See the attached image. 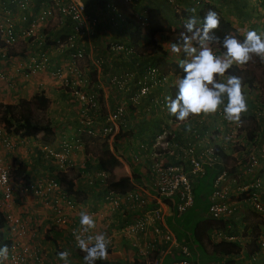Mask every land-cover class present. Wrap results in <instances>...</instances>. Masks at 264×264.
I'll return each instance as SVG.
<instances>
[{"label": "crops", "instance_id": "obj_1", "mask_svg": "<svg viewBox=\"0 0 264 264\" xmlns=\"http://www.w3.org/2000/svg\"><path fill=\"white\" fill-rule=\"evenodd\" d=\"M139 1H143L142 5L146 6V8H160L163 11L166 10L165 12H162V14L171 12V14L167 16V22H170V25L173 26L177 24L178 20L174 19L172 16L173 13H176L178 9L170 3L177 2L179 4L178 6L182 9L186 8V6L183 5L184 2H187V4L189 3V0H172L169 3L164 0H138V3H140ZM214 1L216 6L220 8L222 14H224L225 17L230 21L231 25H234L240 29V32L238 33L243 39L244 34L248 30H255L259 33L261 23L256 24V20L252 18H254L253 14L255 11H258L260 14L263 13V10L258 6H255V0H237L239 2L238 8L235 6L230 7V0ZM83 2L84 14L88 19L93 18L94 23L93 25H90V29L87 31V33H84L77 42V44L83 49V57L75 60H72L68 57L69 52L67 50L55 47L53 42L48 44H44L43 42L41 45L36 43V41H43L40 36H43V38L46 40L47 35H53L54 31L51 30L52 27H55L54 29H58V31H56L57 33H63L64 31L62 30H68L65 25L55 22L53 17L48 18V21L46 18H44V22H42L43 20H39L36 16L40 14L37 6H34L33 12H21L18 9L13 8L12 11L10 9L7 14H3V11L0 10L4 20H12L13 29L17 35V40H29V37H25L23 35V31L27 26L26 24L29 19V14L33 15V18L36 16L39 23L34 29L35 41L30 40L27 43L28 49H24L23 54L8 55L6 53L5 56H1L0 54V73L7 77L6 79L0 78V102L14 104L19 98L29 99L39 92H42L48 98V91L54 92L55 95L58 94V92L61 93L63 87L62 81L64 80L63 82L67 84L68 80H66V78L67 76H70L71 83L74 84L72 92L76 94L77 92L79 93V91L88 90L92 93H97L100 97L98 98L99 105L101 103V106L104 108L108 106L107 98L109 95L113 94L112 97L114 100L123 99L122 102L124 103L126 109L122 125L129 131V134L126 136L123 134H118V136L115 137L119 138L116 139L117 142H114V146L117 149V154L120 155V158L124 162L126 161L123 159V157H128L131 160L132 156L135 155H139L141 159L145 160V162L149 161V158L153 152L151 145L158 137L156 131L158 129H163L165 132H168V130H174L178 126V123L169 120V118L172 116L169 115L166 105L165 107L156 106L158 103L153 104L151 101L144 98H140L138 103H135V101L132 100V96L136 94L138 90L139 84L137 81L139 80L142 73V67L146 62H153L161 58L164 59L163 62L171 63L174 60L178 61L180 57H183V59H186V57L183 55L172 54L170 52L171 45L162 41L160 36H156L159 38L157 43L162 45L167 54L161 57L158 53L149 51L148 54L145 55H148L150 60H143L142 56L136 54V51L140 50L139 47L146 42V38L140 36L138 41H133L131 35L125 36L117 29L112 28L113 25L111 21L113 20V17L111 19L110 13L102 12V16L101 12L97 11L96 6L91 0H84ZM159 2H163L164 4ZM170 7L172 8L170 9ZM172 19L174 20L172 21ZM263 19L264 17H260L259 21L261 22ZM252 22L255 23V25L252 24ZM95 23L96 25L94 26ZM129 31H132V27L130 28L128 26L127 33ZM36 34L38 36H36ZM115 45H120L122 48L115 49ZM125 47H133L135 49V53H125ZM213 51L217 54H222L214 48ZM40 54L45 58L41 68L26 74L25 68L27 69L30 63L33 61H31V57H33L32 59H36V61L39 62ZM84 60H86L87 63H84ZM238 67L240 68V66ZM84 71H96L94 72L97 77L96 81L94 83L91 82L92 84L88 85V75L87 72ZM227 76L228 75H225V78ZM113 77L116 78V81L112 80ZM178 80L179 78L177 76L172 77L171 84L177 85ZM253 90L255 93L256 89ZM250 91V95L245 96L249 111L248 113H250V109L253 108L255 104L254 100L256 99L255 97L253 98L252 89H248V92ZM148 93L153 97L166 95L164 87L152 85H150V90ZM168 94H170V92ZM125 97H127L128 100H126ZM119 102H121V100H119ZM128 103H131L130 105H134L133 107L136 108L129 111ZM242 116L244 115L242 114ZM242 116L241 118H243ZM202 117L205 119L206 127L209 130L211 123L217 124L220 128L219 129L217 125L214 126V128L217 129V133L219 132L221 134L217 140L225 138V134L230 128H232L231 126L233 123H235L226 121V119L221 120V116L213 117L212 114L202 115ZM258 118L259 116L257 115L254 117V120H257ZM242 121V119L239 121L240 125L243 124ZM255 125L257 126L256 131L254 132L251 139H249L248 136L240 134L241 129H238L239 134L237 135V140L239 142L238 144L240 145V148H238L237 145L232 149H226L225 153L230 155L231 158H234L236 160L235 164H237L247 153H251V151L254 152L256 161L254 163L252 178L254 179L255 177H258L261 182L262 187L258 191V197L264 204V115L261 116L260 120L257 121ZM202 132L203 130H201V133ZM75 135L76 133H70L64 135V137L69 138V136H71L73 140L76 137ZM125 145L128 146L126 147ZM82 146L79 148L81 151L76 150L79 151L76 154V159H78L77 161L79 163L78 168L80 169H78V175H80V171L83 173L87 171V175H80V178H76V176L72 178L74 187L78 190H81V192L84 194L85 192L87 193L84 197L85 199L83 198L82 202L79 201L75 210L70 213V219H72L70 221L74 222L73 220H76L79 222L81 212H86L93 217L96 222V228L92 230V233H104L109 240V252L107 258L108 264H134L135 262L138 264H150L151 255L148 257L146 256L147 254H140L141 246L144 244L146 239H149V235H138L136 237L138 238V241H136L134 237L125 236L123 233H120V228L122 225L128 223L129 221L130 211L127 208V205L119 203L117 207H112L110 201L104 200V191L99 183L97 182V184L92 183V185H89L88 181L85 180V178L88 179V177H91L93 181L96 180L97 177H95L94 172H96L97 169L95 168V162L91 163V159L85 156L83 157ZM109 148L112 151L111 147ZM87 161H90L88 162L89 164ZM139 163L140 161L138 163L132 164L135 165L133 167H136L140 172H142ZM88 172L90 173L89 175ZM18 191L20 192L19 201L22 203V205L20 204V207L16 208L17 212L14 211V207H12V205L8 208V210L12 213L15 212L14 214L20 215L19 217H22L23 219H33L30 223H26L25 220H21L24 229L22 234H26L24 232L25 230L28 231L27 229L35 230L38 229V226L41 227L46 225L45 227H42V230H45L44 233L51 236L52 240H54L56 243L48 244L47 241L43 240V237H40L42 240L40 243L43 247H47L49 253L51 254L50 258H55L51 250L56 251V246L60 252L68 251L69 255L72 253L75 254V250H73V244L70 241V237L66 233L67 229H61V227L52 225L51 208L49 206L47 208H40L39 206L34 207V205H31V202L28 203V196H31V191L26 190L25 188L19 189ZM152 193L153 192L151 191L150 193L148 192L150 198L153 196ZM232 201L237 202L239 207L236 209V218L231 217V220L227 224L233 228H237L238 223H244L243 216L246 214L243 213V208L245 205H241V202H238L236 199ZM159 202L160 199L155 198L154 196V198L151 199L149 205H151V207L156 205L164 212L162 223L169 230V232H171L174 238L173 243L164 244L161 246L159 258L157 259L159 264H170L173 259L184 258V256L190 258L193 253L194 258L192 257L190 260H193L197 264H224V261H230L231 264H250L245 253H238L235 256L230 255L225 257L224 255L213 254L210 252L212 244L224 239L222 235L232 234L230 232L231 228H214L206 232L202 235V246L195 242L194 236L191 234V226L198 219L202 222L206 220H213L208 216V208H205L206 211L204 210L202 213L201 211H198L200 210L199 207L193 209L197 212V214L199 213L200 218H192L193 222L190 223L191 226L188 229L187 237H180L178 239L174 230H172V228L175 226L174 219L176 217L177 219L180 218L183 212L189 210L193 206V198L190 205L180 213L174 209L172 204L170 205L171 207H167V205H163ZM23 203H26L27 206L29 204V206L27 207L26 205H23ZM20 210L25 211L26 214L21 215ZM167 219L170 220L171 225L168 224ZM258 225L264 229V222H260ZM16 228L18 227L13 226L8 232L3 230L1 231L6 236L8 233L13 234V242L19 241L17 239L19 237V239H24L26 242L31 244L32 242L29 241L30 236L18 234ZM218 232L220 235L216 234ZM31 235L33 236V231L31 232ZM133 241H135L136 244L138 243V246H132L131 243ZM234 241L237 242V240ZM182 246L185 247L187 255L182 254L180 251ZM258 257H260L261 264H264V251ZM79 260H81L80 257H76V259H73L72 261L70 258H68L69 263L71 261L74 263L78 262L79 264H84L82 260ZM56 263L58 264V261H56Z\"/></svg>", "mask_w": 264, "mask_h": 264}, {"label": "built area", "instance_id": "obj_2", "mask_svg": "<svg viewBox=\"0 0 264 264\" xmlns=\"http://www.w3.org/2000/svg\"><path fill=\"white\" fill-rule=\"evenodd\" d=\"M83 1L84 0H0V10L3 11V14H7V12H9L10 9L12 11L13 8L21 12H33L34 6H37L40 14L36 16L39 20H43L42 22H44V18L48 20V18L53 17L55 22L63 24L68 28V30H64L63 33L58 34L59 36L53 37V45L59 49L67 50L69 52L68 57L75 60L83 57V49L77 42L84 33H87L90 29V25L94 23L93 18L88 19L84 14ZM91 1L96 7H101L103 11L111 12L115 11L117 8L115 0ZM123 1L131 2L132 0ZM164 1L169 3L172 0ZM32 16L33 15L29 14V19L23 31V35L29 37V40L31 37V40L35 41L34 29L39 23L36 16L34 18ZM16 40L17 35L14 32L12 20H4L0 11V42L3 43L0 46L1 56L6 55L7 47L13 45ZM43 42L44 41H36L39 45L43 44ZM114 48L121 49L122 47L120 45H115ZM124 52L134 53V50L131 47H125ZM32 58L33 57H31V61H33L27 69L25 68L26 74L41 68L45 61V58L42 57L41 54L39 62ZM153 71L156 70L154 68L147 69L144 74L140 76L137 81L139 84L138 92L132 96V100L135 101V98L139 95H144L148 91V80L158 83L153 75ZM0 78L6 79L7 77L0 73ZM112 80L116 81V78L113 77ZM98 97L99 95L97 93L92 92L87 96L86 111L89 112V115L85 117L84 120V123L88 124L86 130L87 136L106 137L107 135H113L115 138L117 132L123 126L122 121L126 107L123 102H119L114 105L111 110L106 112L104 117H101L99 114L100 107ZM81 98H83L82 95ZM220 116L221 120L225 119L223 112H220ZM200 121L201 120H199L198 123ZM231 127L232 128L225 134V138L220 139V146L223 149L227 148V146H234L237 142L238 129L241 128V125L239 122H235ZM216 130L215 128L213 132L204 130L203 133H199L197 128H192L190 137L193 138V142L187 140L182 144L177 143L178 147H176V150L179 156H176L174 161L168 162L162 157V154H160L161 152H152L149 158L150 165L148 166L151 173L150 179L153 189V196L151 198L148 194L150 191L147 188V184L142 178L141 183H135L134 181L132 187L128 191L124 193H114L104 186L105 173L101 170L94 173L95 177L99 178V185L103 188V198L113 203L115 207H117L119 203L126 204L130 211L129 221L122 225L120 233H123L125 236H132L136 241H138V238H136L138 235H149V239H146L142 245L144 247L141 246L140 254L151 253L156 249L158 254L150 260V264H159L157 259L159 258L161 246L173 243L174 238L171 232H169L162 223L164 212L156 205L151 207L149 203L155 196V198L160 199L159 203L167 205V207H171L170 205L172 204L178 213L184 211L190 205L193 198L191 190L192 179L201 175L205 167L221 164L220 157L215 154L214 151L215 139L221 136ZM157 139H159V136ZM82 144V139L80 137L74 138L73 148L75 150H79ZM156 144H158V142H154L151 147L153 148ZM162 144L164 145V149L169 148H167L166 142H162ZM140 158L139 155L132 156L131 163L138 162ZM55 159L57 162L55 165V174L57 172L67 173V170L73 167L72 161H70L65 154ZM255 160L254 153H249L247 160L239 164L233 173L228 171L230 166L221 165L222 169L216 174L212 183V191L208 196L209 206L207 213L210 219H229L236 210V206L232 202V195L237 196L244 192H247L245 201L251 206V209L258 213L260 217L264 218V205L259 201L258 194L254 190V188L258 187L259 182L257 179L250 183L246 180L247 176L252 172ZM142 171H144V168ZM91 179V177L87 179L88 183H91ZM43 185L44 187L39 184L34 185L33 193L40 198H45L49 192H52L53 197L48 200V204L52 210V225L67 229V235L70 237L74 248H78L73 231L80 230V225L76 220H73L74 222L70 221L72 220L70 219V213L75 210L79 202L65 195V192L59 187L55 175L46 180ZM12 190V182L8 171L0 167V211L4 219V225L1 230L8 232L13 226H17V232L21 234L24 230L22 221L19 217L9 213L8 210L12 202ZM164 199H166V201ZM224 227L226 229L231 228L230 232L232 234L222 235L223 238L225 240H237L241 247L239 253H245L246 245L252 231L249 228H244L245 226L243 223L238 224L237 228H233L226 222ZM216 234L220 235L219 232ZM255 242L257 244V250L250 253L247 256V260L250 264H261L258 254L264 251V229L259 230L256 234ZM131 245L138 246V243L136 244V242L133 241ZM8 249V258L4 264H23L29 249L12 240ZM180 251L182 254L187 255L184 246L180 248ZM170 264L197 263L187 258H179L173 259Z\"/></svg>", "mask_w": 264, "mask_h": 264}, {"label": "trees", "instance_id": "obj_3", "mask_svg": "<svg viewBox=\"0 0 264 264\" xmlns=\"http://www.w3.org/2000/svg\"><path fill=\"white\" fill-rule=\"evenodd\" d=\"M188 1V0H187ZM233 3L231 6H234V0H232ZM262 1V0H261ZM140 2V1H139ZM143 2V1H142ZM142 2L138 3V0H132L131 2H126L123 0H115L116 3V10L115 11H103L101 10V7H96L97 11L101 12V15L103 16L102 12L110 13L111 19L113 17L118 20L120 24H125L132 27V31H129L126 36L131 35L133 38V41H136L140 36L146 38V42L142 44L139 49L140 53L136 51L137 55L142 56L143 60L148 61L150 60L148 55L149 51L158 53L161 57L165 56L167 54L166 50L162 47L160 43H157L155 36H160L161 40L164 42H167L168 44L172 43H179L180 42V34L184 31V23L189 18V14H195L194 16L197 17L198 20V26L200 23H202L204 16L209 10H213L218 13L220 18V26L217 30H215V35L218 36L221 41L226 35H231L236 37L239 40H243L242 36L238 34V31L235 27H233L230 23V21L225 17L224 14H222L220 8L216 6L214 3V0H189L187 2H184L183 4L186 6V8L181 9L180 14L176 12L177 16V24L175 26L170 25V22H167V16L165 17V14H162V12H165L161 10L160 8H145V6L142 5ZM231 2V0H230ZM141 7H140V6ZM192 5V6H191ZM191 6V7H189ZM99 8V9H98ZM195 9V12H192L191 10ZM156 16L158 18V21L155 23H152L150 21L151 16ZM97 18V17H96ZM97 23V22H96ZM94 24V26L96 25ZM3 43L0 42V46ZM213 48L218 50L219 53H222L224 50L220 45H213ZM135 53V51H134ZM10 55H14L13 52L8 53ZM145 56V57H144ZM156 59V58H155ZM183 59V57H180L178 61L171 62L169 66H160L164 59H158L153 62H146L141 70V75L144 74L146 68L150 69L148 67H153L156 71H153V75L158 83L155 81H150L149 83H154V86H160L165 88L166 95L153 97L151 94H149L150 86H148V91L144 95H139L137 98H135V103H138L140 98L148 99L153 104H157L156 106L165 107L166 105V97L172 96L174 97L176 92L178 91L177 85L171 84V78L174 76H177L179 79L184 75L181 68H179L178 64L179 61ZM241 72V70L237 66H232L228 72L225 75H235L238 76V74ZM140 75V76H141ZM251 77L249 75H244L243 81L247 82L248 85L250 84ZM247 85V86H248ZM168 93H167V91ZM138 92V91H137ZM136 92V93H137ZM100 98V97H98ZM126 100H128L127 97H125ZM49 103V99L42 93L39 92L35 94L32 98L25 99V98H19L16 103L9 104V103H0V127L4 130L5 133L9 134L13 132L14 134H17L19 137H31L34 140H38L41 143L47 144L46 142L52 141V138L54 136L53 127L51 123L46 120L43 121L41 119H37L34 116L33 110H39L44 111L46 110ZM131 103H128V109L129 111L134 110V108L130 105ZM264 104V103H263ZM261 111L257 112V115L259 118L254 120V115H250L254 121V127H257L255 124L257 121L260 120L262 110L264 112V105H262ZM254 107V106H253ZM260 109V108H259ZM216 116V115H215ZM213 116V117H215ZM244 118V117H243ZM170 121H174L178 123V126L174 130H168V132L163 129H158L156 132L157 136H159V139H155L153 142H158V144L154 145L153 151L155 152H161L162 157L165 158L168 162L174 161L176 156H179L176 150V147H178L177 143H184L187 140L193 142V138L190 137L191 129L197 128V131L201 133V130L206 129V121L201 116L197 117H190L186 121H178L175 117H170ZM201 120L199 123L198 121ZM254 129V128H253ZM256 129V128H255ZM254 130L248 129V138L251 139L253 137ZM239 134V133H238ZM237 134V135H238ZM121 135V133L119 134ZM162 142L167 143V148L164 149V145ZM174 143V144H173ZM229 143V142H228ZM173 144V145H172ZM171 147H170V146ZM215 154L219 155V157L223 161H227L229 158V155L225 154L221 147H214ZM181 154V153H179ZM123 159L128 163V166H130V174L126 173H115V168L120 167L121 162L119 158L110 150L108 143L103 140V142L100 144V153L97 155V170L96 171H103L105 173L104 183L108 189H110L114 193H124L128 191L133 184V181L140 182L141 178L144 179L145 183L147 184V188L153 192L152 189V181H151V173L148 168L150 165V161L145 162L144 171L140 172L136 167L132 166L131 160L128 157H123ZM222 164H216L212 167H205L204 172L199 175L196 178H193L191 181V190L193 194V206L183 212L181 214L180 218L177 219V217L174 219L175 226L172 228L174 230L176 237L179 239L180 237H187L188 229L191 226L190 223L193 222L192 218H200L199 213L197 214L196 211H194V208H198L204 212L205 208L207 209L209 206V198L212 191V183L216 176V174L222 169ZM25 168L24 163H21L18 165L14 170H12L11 178L13 179L16 175H19L21 171H23ZM235 170H230V173H233ZM95 173V172H94ZM26 176L25 174L23 175ZM57 178V182L59 184V187L61 190L65 192V195L67 197H71L74 201L79 202L85 197V194L81 192V190H78L74 188V182L73 178L70 177V175L66 172H57L55 174ZM76 178H78L80 175L78 173H75ZM80 178V177H79ZM93 184L99 183V178L97 177L96 180L93 181L91 179ZM147 181V182H146ZM240 195V194H239ZM242 196H245L244 193H242ZM166 201V199H164ZM207 206V207H206ZM250 210V209H249ZM206 211V210H205ZM251 211V210H250ZM252 212V211H251ZM200 213V215H201ZM231 220V217L227 220L220 219V220H206L204 222L200 221L199 219L196 220L195 223L192 224L191 228V234H193L195 242L198 245L202 244V235L206 232L214 229V228H223L225 226V223L229 222ZM168 224L171 225L170 220H168ZM4 225V219L2 216V212L0 211V247H3L4 245H7L8 248L11 245V240L5 237V234L1 231V228ZM225 228V227H224ZM251 231L254 234H251L249 237V241L246 245V251L245 255L248 256L253 251L257 250V244L255 242L256 239V233L257 231L255 228L251 227ZM238 242V241H237ZM234 240H220L214 244L211 245L210 252L213 254H219L226 256H235L239 253L241 247L239 246V242L237 243ZM76 254L83 260V256L85 255L79 248H75ZM109 252V248H108ZM257 253V252H256ZM158 254V251H152L151 253H147V256L151 255L152 260L155 255ZM260 256V254H258ZM260 259V257H258ZM96 264H108V260L103 261H97ZM138 264V263H134ZM140 264V263H139ZM224 264H231L230 261L226 262L224 261Z\"/></svg>", "mask_w": 264, "mask_h": 264}, {"label": "rangeland", "instance_id": "obj_4", "mask_svg": "<svg viewBox=\"0 0 264 264\" xmlns=\"http://www.w3.org/2000/svg\"><path fill=\"white\" fill-rule=\"evenodd\" d=\"M234 1H235L234 6L236 8H238L239 2L237 0H234ZM255 1H257L260 4L261 9L264 8L263 7L264 6V0L262 1L263 3L261 2V0L260 1L255 0ZM159 3L164 4L163 2H159ZM230 3L232 5L233 1L231 0ZM258 3H256V4H258ZM170 4L174 5L178 9L177 12L180 14V11L182 8L178 6L179 4L177 2L170 3ZM145 8H146V6H145ZM171 8L172 7H170V9ZM170 14H171V12H167L165 14V17L170 15ZM174 14L178 15L177 13H174ZM194 15L195 14H193V13L189 14V17L194 16ZM253 15H254V18H252V19L256 20V24H258V23H260L259 17L264 15V10H263V13H260V16L257 14H253ZM257 16H258V18H257ZM172 17L177 20V16L173 15ZM174 19H172V21ZM150 21L152 23H155L158 21V18L153 15V16H151ZM111 23L113 25L112 28L117 29L121 34L126 36L127 27H128L127 25L120 24L116 18H114L111 21ZM252 24L255 25V23H253V22H252ZM234 27H236V26H234ZM54 28L55 27H52V29H51L52 31H54V34L53 35H47L46 40L43 38V36H40L41 39L44 41V44H48V43L53 42V37L57 36L58 34H61V32L57 33L56 31H58V29H54ZM237 30H238V32H240L239 28H237ZM62 31H64V30H62ZM50 34H51V32H50ZM36 36H38V35L36 34ZM138 39L136 41H138ZM30 40H31V37H30ZM30 40H28V41L27 40L24 41L23 39L16 40V42H14L13 45H10L9 47H7L6 53L8 54V53L13 52L15 55L16 54H23L24 49L25 50H26V48L28 49L27 43ZM157 40H159L158 37H156V41ZM138 52L140 53V50H137V53ZM116 53H118V52H116ZM129 54H132V53H129ZM8 55H10V54H8ZM72 62H74V61H72ZM84 63H87L86 60H84ZM167 65L169 66L171 64L168 62H163L160 66H167ZM148 68L151 69L153 67H148ZM240 69L242 70L240 72V74L243 77L239 76V78L243 82L244 95L245 96L250 95V93H251V91L248 92L246 84L243 81L244 75L250 73L251 83L253 85V88L254 87L258 88V90H256L255 93L253 92L254 90L252 89L253 98L254 97L256 98L254 100L255 101L254 107L250 109V113H248L249 111H247L246 113L243 114L244 116H242L244 118H241L243 120L242 121L243 124L241 125V128H240L241 129L240 134L245 135V136H249L248 135V129L254 130L252 132V134H254V132L256 131V129H255L256 127H254V121L250 115H254V117H256L257 116L256 113L260 112L261 107H263L262 105H264L263 104L264 103V63H262L258 57H253V59L248 64H246L244 66H240ZM146 70H147V68H146ZM84 72H87V75H88V82H87L88 85H90L96 81L97 77L94 74V72H96V71H84ZM66 80H68L67 84H65V82H63L64 80L62 81V86L64 88L61 86L62 87L61 93L58 92V94L55 95L54 92L48 91L49 103H48L46 110H44V111H39V110H35V109L33 110L34 116L37 119H41L43 121L48 120L51 123V125L53 127V132H54V136L52 138V141L46 142L47 144H44L38 140L32 139L31 137H19L17 134H14L13 132L7 134L0 127V167H3L5 170L8 171L9 177H10L11 182H12L13 190H12L11 205H12V207H14L13 208L14 211H16V208L20 207V204L22 205V203L19 201L20 192L18 191L19 189H22V188H25L26 190L31 191V196H28V203L31 202V205H34V207L39 206L40 208H47L49 206L48 200L52 199V197H53L52 192H49L45 198L44 197L40 198L39 196H37L33 193V189H34V185H38V184L40 186L44 187L43 182L54 177L55 171H56L55 165L57 164L56 159H55L56 157H58L62 154H65L66 157L70 161H72L73 167L69 168L67 170V173L70 175V177H75V173H78V169H79L78 164L79 163L77 161L78 159H76V154H77V152L81 151V149L79 151H76L73 148V140L74 139L72 140L71 136H69V138H65L64 135H66V134L76 133L75 136L80 137L82 139V143H83L82 155H83V157L85 156V157H88L89 159H91L92 160L91 163L95 162V166H96L95 168L96 169H97V165H98L96 157L100 153V144L103 142V140H105V142L109 144V147H111L112 152L117 156V158H119V160L121 162V164H120L121 166L115 168V170H114L115 173L116 174L126 173L128 175L130 174V170H131L130 166H128V163L122 161V159L120 158V155L117 154L116 147L114 146V142L115 141L117 142L116 139H119V138H114L113 135H107L106 137L87 136L88 134L86 133V130H87L88 124H85L84 120H85V117H87L89 115V112L86 111V108H87L86 105H87V99H88L87 96H89V93H91V92L88 90H82V91H79V93L77 92L75 94L74 92H72V89L74 88V84L71 83V77L67 76ZM70 83H71V85H70ZM80 94L82 95L83 98H81ZM94 95H96V94H94ZM112 95H109V97L107 98L108 106L106 108L102 107L101 103H100L99 114L101 117H104L106 115V112L111 110V108H113V106L116 105L119 102V100H121V102L123 101V99L114 100ZM110 102H111V104H110ZM54 105H55V107H54ZM261 115H264L263 110H262ZM120 133L126 136L127 134H129V131L124 126H122L120 128V130L117 132L116 137ZM236 143L237 144L235 146L238 145L237 147L240 148V145L238 144L239 142H236ZM63 144L69 146L70 148L63 145ZM125 146L127 147L128 145H125ZM84 160H86V159H84ZM139 161H140V166H141L140 169L143 170V168L145 167V160L140 158L138 160V162ZM88 162H90V161H87V163ZM138 162H135V163H138ZM21 163H24V166H25L24 170L21 171L19 175H16L12 179L11 178L12 170H14ZM132 166H135V165L132 164ZM96 169H93V170H96ZM85 173H83V172L81 173V171H80V175H83V176L87 175V171ZM24 174L26 175L25 177L23 176ZM89 174L90 173L88 172V175ZM89 178L90 177H88V179ZM85 180H87V178H85ZM89 185H92V182L89 183ZM86 193L87 192H85V196H86ZM240 198L241 197H239V196L233 197V200H235V199L239 200ZM82 200H80V202H82ZM23 205L27 206L26 203H23ZM111 205H112V207H115L113 203H111ZM244 205H245V207L243 208V213L246 214L245 221L246 222L258 221V218H257L258 216L249 210L248 204L244 203ZM28 206H29V204H28ZM238 207L239 206H237V208ZM9 213H11L14 216L17 215L16 217L20 216L18 214H14L15 212L12 213L11 211H9ZM20 214L24 215V214H26V212L22 210L20 212ZM235 216H237V213L235 214ZM19 218H21L20 220H25L26 223H30L33 220L32 218H28V220H26L25 218L23 219L22 217H19ZM45 226H41V227L38 226L37 227L38 229H35V230L34 229H27L28 231L25 230V232H24L26 234L21 233L24 236L25 235L30 236L29 241L32 242L31 244L26 242L24 239H19V237L17 238L19 240V241H17L19 243V245L26 246L29 249L27 256H26V259L23 262V264H57L56 261H58V264H64V261H61L58 259V253L60 251L58 250L57 246L55 247L56 251L51 250L52 254L55 256V258L51 259L50 258L51 254L49 253V250L47 249V247H43L42 244L40 243V242H42L40 237H43V240L47 241L48 244L56 243L54 240H52L51 236L44 233L45 230H42V227H45ZM61 229H65V228H61ZM32 231H33V236L31 235ZM7 237L12 240V238L14 236H13V234L8 233ZM73 250H75L74 246H73ZM76 257H79V256H78V254H76V250H75V254L72 253L71 255H69L68 258H70L72 261L73 259H76ZM192 257L194 258V253L190 258H188V257H184V258L191 259ZM81 260H79V261H81ZM71 261L69 264H79L78 262L74 263ZM80 264H82V263H80Z\"/></svg>", "mask_w": 264, "mask_h": 264}, {"label": "clouds", "instance_id": "obj_5", "mask_svg": "<svg viewBox=\"0 0 264 264\" xmlns=\"http://www.w3.org/2000/svg\"><path fill=\"white\" fill-rule=\"evenodd\" d=\"M256 3L258 2L256 1ZM256 3L255 6L261 9L260 4ZM262 10H264V8H262ZM191 11L195 12L196 10L192 9ZM254 14L260 16L258 11H255ZM261 17H264V15ZM260 23L259 33L255 30H248L244 34V39L242 41L231 35H226L221 41V39L214 34L215 30L220 26V18L217 12L209 10L199 26L196 16H191L186 20L183 26L184 31L180 34V42L172 43L170 46V52L172 54L186 57V59H181L178 64L179 68H181L184 73L177 82L178 91L174 97H166V107L170 116L183 122L190 117L210 114L213 116H220V112H223L224 118L229 122H239L241 120L242 114L248 111L247 100L243 92V82L239 78V76H243L239 73L238 76L228 75L225 78V74L234 65L238 67L248 64L253 57H258L259 60L264 63V19ZM213 45H220L224 50L222 54L214 52ZM133 50L135 51L134 48ZM246 75L251 77L250 73ZM149 82L150 80H148L147 83ZM244 83L246 87H249L247 89L258 90V88H253L251 79L249 85L247 82ZM150 85L154 86V83L148 84V86ZM215 125L217 124L211 123L210 130L206 127L203 131L209 130L213 132ZM215 140L214 147L217 146L220 148V140H217V138ZM234 146H227L225 149L221 147V149L225 153L226 149H232ZM249 153L237 164H235L236 160L231 158L230 155L227 161H223L220 158L221 164L222 166H230L228 171L231 169L236 170L239 164L247 160ZM252 175L253 169L246 180L248 183L256 179L258 180L259 185L254 188L258 194L262 185L258 177L253 179ZM241 194L242 193H240V195ZM244 194L245 196H242L243 198L238 200V202H241V205L247 203L245 201L247 192H244ZM240 195L237 196L241 197ZM237 196L232 195V200L233 197ZM258 199L261 202L259 197ZM232 202L237 208V202ZM248 206L252 213L258 216V221L246 222L245 215L243 216L244 228L250 229L253 227L257 230L255 231L257 234L259 230L263 229L258 223L264 222V218L260 217L258 213L252 210L249 204ZM235 214L236 210L231 217L236 218ZM79 225L80 230H74L73 235L77 247L85 254L83 256L84 264H96L97 261L107 260L109 240L104 233H92V230L96 228V222L93 217L86 212H81ZM252 234L254 233L252 232ZM5 237L7 238L6 235ZM8 252L9 249L7 245L0 247V264H4V261L7 260ZM68 257V251H61L58 253V258L64 261V264H69Z\"/></svg>", "mask_w": 264, "mask_h": 264}]
</instances>
